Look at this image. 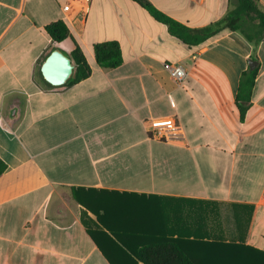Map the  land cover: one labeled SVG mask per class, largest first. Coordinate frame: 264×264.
Listing matches in <instances>:
<instances>
[{
  "label": "crops",
  "instance_id": "obj_1",
  "mask_svg": "<svg viewBox=\"0 0 264 264\" xmlns=\"http://www.w3.org/2000/svg\"><path fill=\"white\" fill-rule=\"evenodd\" d=\"M148 1L190 28L237 5ZM59 20L71 36L53 43L46 26ZM109 41L122 52L115 69L95 59ZM56 47L81 49L91 75L47 83ZM169 65L186 69L183 85ZM166 117L183 139L149 137V121ZM0 159V264H144L133 251L166 238L193 264H264V40L226 29L191 47L136 0H90L78 17L58 0H0Z\"/></svg>",
  "mask_w": 264,
  "mask_h": 264
},
{
  "label": "trees",
  "instance_id": "obj_2",
  "mask_svg": "<svg viewBox=\"0 0 264 264\" xmlns=\"http://www.w3.org/2000/svg\"><path fill=\"white\" fill-rule=\"evenodd\" d=\"M149 11L157 21L168 26L172 35L181 39L191 47H201L209 43L213 37L223 30L238 31L252 43L258 44L264 40V10L256 0H236V7L223 19L203 28H190L162 11L155 8L148 0H136ZM46 31L53 43H62L71 36L68 25L59 20L46 26ZM97 64L105 69H115L123 63L121 48L116 41L95 45ZM75 72L67 84L77 83L91 75V68L81 51L76 47L71 52ZM258 68H248L242 73L236 98V105L245 112L251 103ZM7 166L0 159V176ZM144 264H193L187 252L174 239L166 238L155 243L143 244L133 251Z\"/></svg>",
  "mask_w": 264,
  "mask_h": 264
},
{
  "label": "built area",
  "instance_id": "obj_3",
  "mask_svg": "<svg viewBox=\"0 0 264 264\" xmlns=\"http://www.w3.org/2000/svg\"><path fill=\"white\" fill-rule=\"evenodd\" d=\"M68 17H78L87 11L90 0H58ZM168 70L178 85H183L188 72L181 65H169ZM149 137L166 142L185 137L182 125L175 117L151 119L148 124Z\"/></svg>",
  "mask_w": 264,
  "mask_h": 264
},
{
  "label": "water",
  "instance_id": "obj_4",
  "mask_svg": "<svg viewBox=\"0 0 264 264\" xmlns=\"http://www.w3.org/2000/svg\"><path fill=\"white\" fill-rule=\"evenodd\" d=\"M249 64L253 69L257 62L250 60ZM74 72L75 65L70 54L58 47L52 49L41 67L43 78L54 87L67 84L72 79Z\"/></svg>",
  "mask_w": 264,
  "mask_h": 264
}]
</instances>
